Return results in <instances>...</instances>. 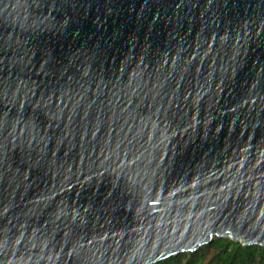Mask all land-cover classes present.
Segmentation results:
<instances>
[{"label": "water", "instance_id": "obj_1", "mask_svg": "<svg viewBox=\"0 0 264 264\" xmlns=\"http://www.w3.org/2000/svg\"><path fill=\"white\" fill-rule=\"evenodd\" d=\"M213 238L264 247V0H0V264Z\"/></svg>", "mask_w": 264, "mask_h": 264}, {"label": "trees", "instance_id": "obj_2", "mask_svg": "<svg viewBox=\"0 0 264 264\" xmlns=\"http://www.w3.org/2000/svg\"><path fill=\"white\" fill-rule=\"evenodd\" d=\"M155 264H264V247L242 246L229 238H213L196 251L180 253Z\"/></svg>", "mask_w": 264, "mask_h": 264}, {"label": "bare ground", "instance_id": "obj_3", "mask_svg": "<svg viewBox=\"0 0 264 264\" xmlns=\"http://www.w3.org/2000/svg\"><path fill=\"white\" fill-rule=\"evenodd\" d=\"M214 233H212L211 235L213 236ZM226 236H230V233H226Z\"/></svg>", "mask_w": 264, "mask_h": 264}]
</instances>
